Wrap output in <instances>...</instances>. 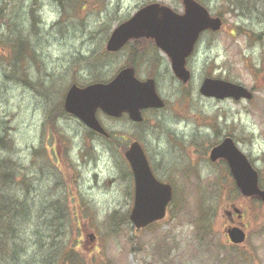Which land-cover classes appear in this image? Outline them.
Returning a JSON list of instances; mask_svg holds the SVG:
<instances>
[{
  "label": "rangeland",
  "instance_id": "1",
  "mask_svg": "<svg viewBox=\"0 0 264 264\" xmlns=\"http://www.w3.org/2000/svg\"><path fill=\"white\" fill-rule=\"evenodd\" d=\"M154 1L183 12L182 0H0V40L16 24L20 40L37 52L14 67L0 45V157L20 161L29 183L16 263L58 264L63 249L74 247L84 264H264V200L241 194L225 162L208 156L231 136L264 190V0H199L224 23L199 39L187 83L163 51L143 41L145 50L133 56L137 73L156 77L167 104L144 110L141 123L98 111L112 137L95 136L58 102L68 85L108 79L130 64L132 41L114 54L105 42L119 22ZM15 68L27 69V79ZM205 76L243 84L253 97H206L199 92ZM134 139L177 198L145 228L129 218L134 181L124 153ZM232 204L244 211L247 231L234 249L225 233Z\"/></svg>",
  "mask_w": 264,
  "mask_h": 264
},
{
  "label": "water",
  "instance_id": "2",
  "mask_svg": "<svg viewBox=\"0 0 264 264\" xmlns=\"http://www.w3.org/2000/svg\"><path fill=\"white\" fill-rule=\"evenodd\" d=\"M184 12L160 2H151L138 8L128 19L119 23L106 42L109 51L119 50L131 38L149 37L165 51L177 78L186 82L191 76L186 66L187 57L195 49L202 31L218 30L222 18L212 15L198 0H183ZM200 93L216 98L232 97L250 99L253 93L243 84L227 79L207 76L203 79ZM164 99L159 95L153 77H137L133 66L121 68L107 82H93L85 86L72 84L64 99L65 110L77 116L88 127L102 134H108L96 113L101 109L111 116L127 112L132 120L143 119L142 110L149 107H163ZM134 178L133 206L130 220L137 228L164 218L173 197L171 183L158 179L146 152L139 140L130 143L125 151ZM211 160L223 158L227 161L236 185L245 196H256L264 200V190L258 185L259 174L251 161L230 136L214 145L209 153ZM235 212L240 209L234 206ZM229 239L241 243L246 238L241 225L226 229Z\"/></svg>",
  "mask_w": 264,
  "mask_h": 264
},
{
  "label": "trees",
  "instance_id": "3",
  "mask_svg": "<svg viewBox=\"0 0 264 264\" xmlns=\"http://www.w3.org/2000/svg\"><path fill=\"white\" fill-rule=\"evenodd\" d=\"M77 4V2H76ZM31 33L36 35L37 28L30 27ZM16 24H12L9 28V32H5V40H0L1 48L4 52H1L4 56L13 58V65L15 67V61L29 60L30 57L37 59L36 50L32 54L30 45H25V40H20V33H18ZM3 44L5 46H3ZM103 49V48H102ZM132 52V57L138 55V51L135 49ZM8 52V53H7ZM103 52V50H102ZM143 50L139 53L142 54ZM110 54L109 52H107ZM131 59V64L134 66L137 63ZM15 73L19 75V78L27 79V69L20 70L15 68ZM97 77V76H95ZM101 80V79H94ZM103 80V79H102ZM42 82V81H41ZM64 94L58 101L59 104L63 103ZM58 99V98H57ZM63 106V105H62ZM112 137V135H111ZM2 139H0V143ZM24 165L17 159L10 156L7 152L0 157V264H18L16 259L20 255L19 249L16 247L17 240V225L20 223L19 207H24L25 201L28 199L29 183L25 179ZM157 165H154V170L158 174ZM22 173V175H21ZM28 191V192H27ZM174 201L177 200L176 196L173 197ZM173 203V201H172ZM169 210V207H168ZM111 219L117 217L116 213H112ZM117 219V218H116ZM23 220V219H22ZM114 221V220H110ZM154 224V223H153ZM153 224L149 225L152 226ZM147 226V227H149ZM236 246L231 245L234 249ZM85 260L81 254H78L76 248H64L58 264H84Z\"/></svg>",
  "mask_w": 264,
  "mask_h": 264
},
{
  "label": "flooded vegetation",
  "instance_id": "4",
  "mask_svg": "<svg viewBox=\"0 0 264 264\" xmlns=\"http://www.w3.org/2000/svg\"><path fill=\"white\" fill-rule=\"evenodd\" d=\"M143 41H149V42H151L152 43V47H153V49L155 50L156 48H158L157 46H156V44H155V42H154V40L153 39H151V38H138V39H134L131 43H134L135 45H134V49H135V51H138V52H141L142 50H145V45L142 43ZM131 43L129 44H127V45H125L123 48H126V47H129L130 45H131ZM165 58L164 59H166L167 60V55L165 54V56H164ZM160 59V58H159ZM169 60V59H168ZM188 60V59H187ZM147 77V76H146ZM166 101V100H165ZM166 102H165V106H166ZM90 132H92V134L93 135H96V136H103V137H105V138H107V137H109L108 135H103V134H100V133H97V132H94V131H90ZM230 210V209H229ZM228 211V210H227ZM229 213V214H228ZM227 214H228V217L230 218H228V225H236V224H239V222H240V220L241 219H239L237 216V214L235 213V212H227Z\"/></svg>",
  "mask_w": 264,
  "mask_h": 264
}]
</instances>
